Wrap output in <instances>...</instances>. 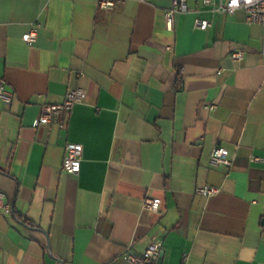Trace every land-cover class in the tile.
<instances>
[{
    "label": "crops",
    "instance_id": "obj_1",
    "mask_svg": "<svg viewBox=\"0 0 264 264\" xmlns=\"http://www.w3.org/2000/svg\"><path fill=\"white\" fill-rule=\"evenodd\" d=\"M97 1L0 0V264H130L158 240L160 264H264V27L200 0L171 29V0ZM76 87L70 112L33 124ZM67 142L82 145L76 174ZM216 145L230 167L210 163Z\"/></svg>",
    "mask_w": 264,
    "mask_h": 264
},
{
    "label": "built area",
    "instance_id": "obj_2",
    "mask_svg": "<svg viewBox=\"0 0 264 264\" xmlns=\"http://www.w3.org/2000/svg\"><path fill=\"white\" fill-rule=\"evenodd\" d=\"M120 0H98L97 6L101 9H110ZM146 1V0H142ZM203 6H207L212 13L223 12L232 14L237 10L244 13V21L248 24H259L264 27V0H200ZM191 9L187 6L186 0H171L170 6L165 10L164 18L168 29L173 27L174 17L178 13H187ZM193 25L196 29L205 30L211 25L208 18L194 17ZM37 37V25H31L29 30L21 35V39L26 44H32ZM230 57L235 61H240L244 57L242 49H236ZM84 90L76 87L68 89L60 102L49 103L40 106L39 113L34 121V125L51 124L60 120L63 114H67L76 103L82 101ZM0 99L5 103H9L12 99V92L5 87L3 80H0ZM214 104H207V109H213ZM82 156V145L76 142H67L64 146V154L62 159V169L76 174L80 169V161ZM254 161H260L261 158L251 156ZM210 163L212 165H224L230 167L232 158L228 156L226 149L220 145L212 148ZM194 192L200 196L210 197L220 192V187L212 185H202L194 189ZM0 207L4 213L10 212V205L3 203L0 196ZM142 208L159 212L160 199L145 196L142 199ZM161 248V241L150 242L141 253H134L130 250L126 251L124 257L130 264H160L158 255Z\"/></svg>",
    "mask_w": 264,
    "mask_h": 264
},
{
    "label": "water",
    "instance_id": "obj_3",
    "mask_svg": "<svg viewBox=\"0 0 264 264\" xmlns=\"http://www.w3.org/2000/svg\"><path fill=\"white\" fill-rule=\"evenodd\" d=\"M46 247L49 248V243L47 242ZM58 261L61 263V261L58 259ZM158 262L160 263V261L158 260Z\"/></svg>",
    "mask_w": 264,
    "mask_h": 264
},
{
    "label": "clouds",
    "instance_id": "obj_4",
    "mask_svg": "<svg viewBox=\"0 0 264 264\" xmlns=\"http://www.w3.org/2000/svg\"><path fill=\"white\" fill-rule=\"evenodd\" d=\"M234 2H235V0H234Z\"/></svg>",
    "mask_w": 264,
    "mask_h": 264
}]
</instances>
